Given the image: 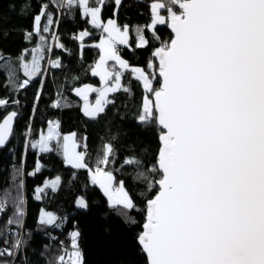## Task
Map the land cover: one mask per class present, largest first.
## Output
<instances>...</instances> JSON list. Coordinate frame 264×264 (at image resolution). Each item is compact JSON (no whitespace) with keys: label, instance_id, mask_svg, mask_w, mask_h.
I'll return each instance as SVG.
<instances>
[{"label":"snow or ice","instance_id":"obj_1","mask_svg":"<svg viewBox=\"0 0 264 264\" xmlns=\"http://www.w3.org/2000/svg\"><path fill=\"white\" fill-rule=\"evenodd\" d=\"M122 2L49 0L42 4L33 18V31L25 33L27 41L36 36L39 43L23 50L15 61L0 53V72L6 76L4 87L10 85L18 93L36 79L46 78L48 67L62 70L61 58H52L53 49H68L52 32L58 21L50 5L82 15L99 33L98 43H83L93 36L87 29L73 38L81 42V56L84 47L99 51V58L84 70L99 78V86H75L81 77H72L71 91L83 102L81 112L98 120L116 103L110 94L132 93L125 82L126 75L131 76L143 91L137 122L155 126L159 132L155 162L149 166L138 155H129L117 168L113 143H103L93 156L87 137L64 134L59 120L48 121L47 132L41 131L39 139L29 140L25 148L58 154L67 166L85 170L91 184L108 198L109 207L124 215L137 209V204L118 172L131 168L149 192L158 187L146 200L143 231L138 235L147 264H264V0H152L151 22L135 27L136 48L149 46L145 30L153 40H160L158 25L171 28L172 36L153 51L146 65L150 71L122 55L123 48L132 49L130 25L118 22ZM112 5L106 19L105 8ZM45 33H51L50 39ZM21 72L24 79L18 75ZM19 103V99L0 97V109ZM71 106L62 93L57 94L53 107ZM17 117L15 110L3 116L0 147L14 135ZM26 135L31 136V126ZM41 167L37 162L36 172ZM17 173L22 175L19 169ZM61 183L59 176L46 182L36 189V199L48 187L58 190ZM22 189V181L15 191L0 189V218L13 209L0 229V264H7L2 258L18 255L26 244L22 232L7 227H24ZM77 205L88 207L83 196ZM64 220L50 212L40 216L41 225L55 228H62ZM9 233L15 237L10 246ZM79 238L76 229L69 233L68 245L60 241L57 264H84Z\"/></svg>","mask_w":264,"mask_h":264},{"label":"trees","instance_id":"obj_2","mask_svg":"<svg viewBox=\"0 0 264 264\" xmlns=\"http://www.w3.org/2000/svg\"><path fill=\"white\" fill-rule=\"evenodd\" d=\"M152 0H123L118 13L120 24H129L132 36V49L123 48L122 55L134 66L146 68L155 48L161 41H168L172 32L167 25H158L157 33L160 40H153L151 32L145 30L149 38V46L136 48L135 27L144 26L151 22L149 4ZM49 0H0V53L15 61L23 50L31 49L39 43L38 37L33 36L31 42L25 39V33L33 31V18ZM112 4V0H109ZM114 5L105 8L107 19L113 12ZM58 21L52 28L68 51L54 48L52 58H61L64 68L52 69L48 67L46 78H38L26 89L14 92L12 87H4L6 76L0 72V97L19 99V104H11L6 109H0V121L11 110L18 112L14 135L5 148L0 149V189L15 187L23 182L25 198L24 227L7 226L12 232L20 231L24 234L25 246L14 257H3L7 264H57L61 244H69V233L78 229L80 232L79 246L83 253L84 264H147V256L138 243V235L143 231L146 212L145 204L158 191V187L151 192L142 180L135 179V170L129 168L117 173L118 178L124 179L125 187L136 201L137 209L127 215L119 213L109 207L107 197L98 186L92 185L85 170L73 169L63 162V158L55 153H40L37 149L25 148L31 140L39 139L41 131L47 132L48 121L59 120L60 129L66 134L77 133L78 138L87 137L90 154L93 156L105 142H111L117 147L118 158L116 167L119 168L125 156L138 155L151 166L155 162V155L159 148V132L155 126H143L137 122L136 116L142 103L143 91L141 85L131 76L126 75L125 82L130 84L132 93L123 91L110 94L115 98V105L109 106L106 114L91 123L86 128L81 118L82 101L72 93V77L79 75L81 83H91L99 86V78L85 74V69L99 58V51L94 47H84L81 56V42L74 39L79 32L87 29L93 33L92 37L84 39L85 45L98 42L99 33L88 24L85 18L68 8L56 9L50 5ZM178 12L179 7L175 6ZM166 15V13H165ZM46 24V20H42ZM51 36V33H45ZM31 59L29 54L26 57ZM24 79L22 72L18 74ZM41 79L43 89L40 90ZM159 86L158 84L156 85ZM40 92L39 101L36 100ZM62 93L71 107L55 108L53 104L57 94ZM31 126V136L26 135ZM115 137V139H113ZM37 162L42 167L36 172ZM17 169L21 174L17 173ZM36 172L35 175L31 173ZM61 177L62 183L58 190L51 187L45 189L41 199H36L37 188H43L46 182ZM159 179V174H156ZM80 196L87 200V209L77 205ZM42 211H50L56 216L65 218L62 228L44 226L40 224ZM13 214L10 207L6 216L0 218V229ZM135 223H132V220ZM9 246L15 239L7 234ZM3 245H0L2 247Z\"/></svg>","mask_w":264,"mask_h":264},{"label":"rangeland","instance_id":"obj_3","mask_svg":"<svg viewBox=\"0 0 264 264\" xmlns=\"http://www.w3.org/2000/svg\"><path fill=\"white\" fill-rule=\"evenodd\" d=\"M165 14V13H164ZM83 125L88 129L91 128V122L87 119L83 121ZM47 131V130H46ZM81 197V196H80ZM84 197V196H83ZM85 198V197H84ZM86 199V198H85ZM87 201V200H86ZM42 212H47V211H42ZM50 212V211H48ZM52 213V212H50ZM42 214V213H41ZM54 214V213H53ZM41 216V215H40ZM58 217V216H57ZM83 262H84V258H83Z\"/></svg>","mask_w":264,"mask_h":264},{"label":"crops","instance_id":"obj_4","mask_svg":"<svg viewBox=\"0 0 264 264\" xmlns=\"http://www.w3.org/2000/svg\"><path fill=\"white\" fill-rule=\"evenodd\" d=\"M98 43V42H97ZM94 97H95V94H92V98L94 99ZM83 103V102H82ZM81 118L83 119V121L84 120H89L91 123H93V121L94 120H91V119H89L88 117H86L83 113H82V116H81ZM83 121H82V124H83ZM69 133H72V132H69ZM69 133H66V134H69ZM108 199V198H107Z\"/></svg>","mask_w":264,"mask_h":264},{"label":"water","instance_id":"obj_5","mask_svg":"<svg viewBox=\"0 0 264 264\" xmlns=\"http://www.w3.org/2000/svg\"><path fill=\"white\" fill-rule=\"evenodd\" d=\"M170 30H171V28H170ZM171 32H172V30H171ZM11 111H13V110H11ZM17 118H18V117H17ZM17 118H16V120H17ZM16 120H15V122H14V128H15V125H16V122H17ZM0 122H2V119H1ZM11 138H12V137H11ZM11 138H10V139H11ZM10 139H9V141H10ZM9 141H8V142H9ZM8 142H7V144H8ZM7 144H6L4 147H0V149L5 148V147L7 146ZM144 254H145V253H144ZM145 255H146V254H145Z\"/></svg>","mask_w":264,"mask_h":264}]
</instances>
